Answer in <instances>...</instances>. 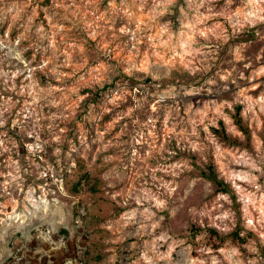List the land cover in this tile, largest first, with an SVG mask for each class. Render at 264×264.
<instances>
[{
    "label": "rangeland",
    "instance_id": "374dc122",
    "mask_svg": "<svg viewBox=\"0 0 264 264\" xmlns=\"http://www.w3.org/2000/svg\"><path fill=\"white\" fill-rule=\"evenodd\" d=\"M0 264H264V0H0Z\"/></svg>",
    "mask_w": 264,
    "mask_h": 264
},
{
    "label": "trees",
    "instance_id": "16d2710c",
    "mask_svg": "<svg viewBox=\"0 0 264 264\" xmlns=\"http://www.w3.org/2000/svg\"><path fill=\"white\" fill-rule=\"evenodd\" d=\"M132 87H134V86H130V88H132ZM209 232H210V234H213L215 237H217L219 240H223L224 238L220 235V233H219V231L218 230H216V229H214V228H208L207 229ZM232 236H235V237H237V238H240V236L238 235V233H234V234H232Z\"/></svg>",
    "mask_w": 264,
    "mask_h": 264
}]
</instances>
